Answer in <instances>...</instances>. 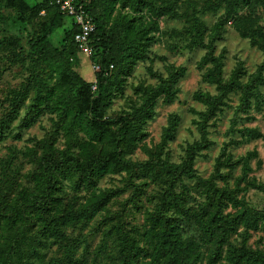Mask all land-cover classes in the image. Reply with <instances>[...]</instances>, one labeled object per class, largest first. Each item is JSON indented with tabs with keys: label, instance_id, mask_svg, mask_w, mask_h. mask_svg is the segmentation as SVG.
Returning <instances> with one entry per match:
<instances>
[{
	"label": "rangeland",
	"instance_id": "1",
	"mask_svg": "<svg viewBox=\"0 0 264 264\" xmlns=\"http://www.w3.org/2000/svg\"><path fill=\"white\" fill-rule=\"evenodd\" d=\"M245 1L102 0L120 59L97 113L72 17L0 0V264H264V0ZM47 154L69 160L38 208ZM158 161L185 170L173 189Z\"/></svg>",
	"mask_w": 264,
	"mask_h": 264
},
{
	"label": "trees",
	"instance_id": "2",
	"mask_svg": "<svg viewBox=\"0 0 264 264\" xmlns=\"http://www.w3.org/2000/svg\"><path fill=\"white\" fill-rule=\"evenodd\" d=\"M101 1L102 0H91L86 4V9L88 13L93 17L97 25V29L94 34V48L97 53L96 56L92 58L94 61L100 64V70L95 72L97 88L96 90L92 89V85L94 84L93 82H90V84H83L81 87V89L89 88L90 91L92 92H98L99 97L95 100L92 106L93 112H97V113L106 103V96L108 92L109 82L111 80V73H112L111 68H114V64L118 62L120 59L118 53L115 52L110 45L106 46L108 31L105 29L104 22L100 17V15L98 14V8L100 6ZM52 2L56 7V9L58 10L59 22L57 24L59 25V23L62 22L65 15L60 11L58 5L53 0ZM245 3L249 4L250 0H246ZM77 31H78V27L75 24H72L71 30L68 32V34H71L72 36V43L74 45L75 50L79 51L75 42V34ZM39 41L46 42V36L41 38ZM44 50H47V47H44ZM224 92L225 90L223 91V93ZM201 98L207 104H213L216 101L213 97L208 95L202 96ZM86 103L88 104L90 103V98H87ZM94 125L95 126L98 125L99 128L101 127V124L97 121L94 122ZM132 134L135 133L132 132ZM112 158L118 161V157L115 154L111 153L105 156H100V155L92 156L86 167L79 165L78 162L74 160V166L78 171L83 173V175L88 176V173H92V170H94L99 165L105 166ZM67 160H69V158L64 155L55 157L52 154H47L46 158L43 160V165H44V171L42 172L43 187L41 189V192H37L33 194L31 198V203L33 204V206L41 208L40 204L45 205L43 201L53 196L51 190L55 188L56 178L54 175L51 174V172L53 171V168H56L57 170L60 169ZM157 164L162 166L163 169H165L171 175V179L173 183L170 186V189H173L174 183L180 178L181 174L185 170L174 165H169L162 161H158L154 163L148 162L143 165L148 167H155ZM14 213H15V208H14ZM2 215L3 213L1 209L0 216Z\"/></svg>",
	"mask_w": 264,
	"mask_h": 264
},
{
	"label": "built area",
	"instance_id": "3",
	"mask_svg": "<svg viewBox=\"0 0 264 264\" xmlns=\"http://www.w3.org/2000/svg\"><path fill=\"white\" fill-rule=\"evenodd\" d=\"M65 16H71L73 24L78 27L75 34V42L79 52L86 55L94 73L100 70V64L92 58L96 56L94 48V34L97 29L96 22L86 9L87 2L91 0H53ZM92 89L96 90V79L93 81Z\"/></svg>",
	"mask_w": 264,
	"mask_h": 264
}]
</instances>
